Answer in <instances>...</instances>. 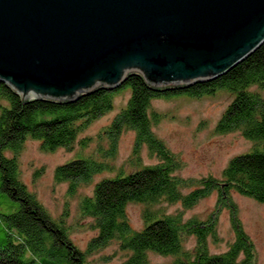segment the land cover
Instances as JSON below:
<instances>
[{"label": "trees", "instance_id": "trees-1", "mask_svg": "<svg viewBox=\"0 0 264 264\" xmlns=\"http://www.w3.org/2000/svg\"><path fill=\"white\" fill-rule=\"evenodd\" d=\"M124 91L130 92L129 101L97 137L101 159L80 157L55 171V181L68 184V194L74 197L96 176L116 172L113 161L118 154V142L125 132L135 133L129 161L134 171L126 173L119 169L115 177L98 183L93 195L82 201L81 213L93 220L91 228L97 232L88 249L82 251L72 242L65 219H52L24 184L20 157L28 140L40 142L44 152L72 151L80 134L113 111L116 96ZM218 92L228 94L232 102L217 126V133H239L250 142L251 151L231 160L221 180L210 177L187 182L177 176L182 162L155 134L162 116L153 110L152 104L181 96L200 100ZM262 92L264 44L223 77L191 87L157 89L142 75L132 74L116 90L99 87L75 102H57L23 100L0 82V101L8 103L0 106V198L5 197L7 209L11 210L2 216L9 232L7 243L0 247V264H90L89 256L113 242L128 254L122 264H151L150 254L172 258L171 264H256V247L241 224L233 194L264 204ZM88 142L81 141L82 147L86 148ZM143 150L158 163L143 166ZM190 184H195L196 189L184 194ZM215 193L217 210L206 221H186L182 213L168 215L161 208L181 204L184 210H189ZM130 204L145 208L141 230L130 223L127 214ZM221 208L231 213L235 240L227 252L212 254L208 241L221 240L215 217ZM186 237L197 241L192 251L184 247Z\"/></svg>", "mask_w": 264, "mask_h": 264}, {"label": "water", "instance_id": "water-1", "mask_svg": "<svg viewBox=\"0 0 264 264\" xmlns=\"http://www.w3.org/2000/svg\"><path fill=\"white\" fill-rule=\"evenodd\" d=\"M264 44V0H0V82L75 102L129 75L157 89L212 82Z\"/></svg>", "mask_w": 264, "mask_h": 264}, {"label": "rangeland", "instance_id": "rangeland-1", "mask_svg": "<svg viewBox=\"0 0 264 264\" xmlns=\"http://www.w3.org/2000/svg\"><path fill=\"white\" fill-rule=\"evenodd\" d=\"M264 97V92H262ZM130 92L124 91L116 96L113 111L93 122L78 138L72 151L59 149L54 152H44L41 144L35 140H28L20 157L21 175L29 191L37 196L45 210L54 220L64 218L70 229V238L74 245L86 251L97 237V232L91 228L92 219L81 213V204L84 198L93 195L95 186L105 179L113 178L119 169L126 173L134 171L129 161L135 144V133L125 132L118 142V154L113 164L116 172L112 175L96 176L87 185L82 186L72 197L68 194V184L55 181V171L58 167L80 157L101 159V143L97 137L108 127L130 99ZM232 98L225 92H218L215 96L200 100L189 99L185 96L173 100H157L153 102V110L162 116L160 123L155 127V134L167 148L182 162V168L177 176L185 181H200L204 178L222 179L224 170L231 160L239 155L249 153L251 144L239 133L219 134L217 126L231 104ZM1 105H8L0 101ZM1 112V109H0ZM89 140L88 146L83 148L81 141ZM108 147L107 144L104 145ZM143 166L156 165L158 161L149 156L147 150L142 153ZM196 189L190 184L184 189L189 194ZM233 200L238 208V215L245 232L253 240L257 251L256 264H264V204L250 198L233 194ZM5 197L0 198V247L8 240V227L3 215H8ZM218 194H212L189 210H184L181 204L163 205L162 210L168 215L182 213L184 220L197 219L206 221L217 210ZM144 206L130 204L127 208L128 218L132 227L141 230L144 227ZM220 241H208L212 254H223L228 251L229 245L235 240V232L231 222V213L221 208L215 216ZM197 241L193 237L184 239V247L192 251ZM128 254L119 250L117 243H111L107 248L89 256L90 264H122ZM151 264H171L173 259L150 254Z\"/></svg>", "mask_w": 264, "mask_h": 264}]
</instances>
